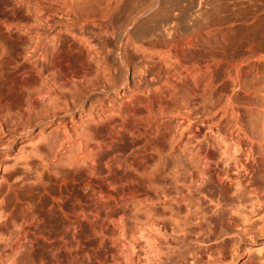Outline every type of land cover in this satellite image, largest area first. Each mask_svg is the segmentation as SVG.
Returning a JSON list of instances; mask_svg holds the SVG:
<instances>
[{
	"label": "bare ground",
	"instance_id": "obj_1",
	"mask_svg": "<svg viewBox=\"0 0 264 264\" xmlns=\"http://www.w3.org/2000/svg\"><path fill=\"white\" fill-rule=\"evenodd\" d=\"M15 1L21 2L38 23L33 30L22 29V36L6 38L1 52L7 55L6 65L19 58L29 62L27 72L41 83V89L19 85L0 91V151L9 146L5 138H13V145L37 128L40 136L52 128L53 137L58 138L61 131V137L67 139L65 119L73 120L75 113L81 115L86 107L88 111L86 126L74 134L78 137L77 154L66 170L56 164L65 150L58 141L36 148L13 175L21 169L30 173L37 160L42 173L55 178L83 169L87 176L83 185L89 189L87 201L98 206L94 205V211L83 210L80 218L101 246L114 254L113 264H224L222 249L233 241L231 227L236 228L225 216H121L118 211L99 216L104 208L125 203L135 194L116 189L112 194L96 176L101 173V150L122 132L140 133L141 120L153 122L156 115L163 118L171 113L164 105L172 103L171 109L175 103L180 112L196 108L208 114L217 107L228 118L221 134L225 135L217 146L194 147L189 161L196 171L192 173L198 176L188 181L195 183L194 197L199 196L204 182H215L224 191L234 190L240 202L264 194V172L259 168V160L264 161V126L260 125L264 116V0H259V5L252 3L244 13L239 0H192L179 17L171 13L185 0H160L157 9L152 8L156 0H0ZM56 20L59 25L51 34ZM130 52L140 61L133 62ZM236 53L245 57L236 61ZM60 65L67 68L62 75L56 71ZM132 65L133 78H138L134 85L127 76ZM21 68L19 65L16 71ZM150 76L157 78L153 93L145 86L154 82ZM67 82L72 87L65 89ZM120 92L125 97L124 106L102 118L105 102ZM7 97L19 102L22 117H36L9 126L4 121V113L10 110V101H4ZM44 105L50 116H41ZM149 129L141 136H152ZM197 131L196 126L189 136L197 139ZM217 148L222 152L231 149L239 156L227 164L214 157ZM219 164L224 169H219ZM172 173L177 179V170ZM188 194L186 208L192 203ZM163 199L166 203L169 200L167 195ZM200 200L196 198L195 204L200 205ZM67 220L72 247L76 229L74 222ZM18 237L10 249L11 264H22L29 251L26 248L27 252L17 255L22 242L29 240L24 232Z\"/></svg>",
	"mask_w": 264,
	"mask_h": 264
},
{
	"label": "rangeland",
	"instance_id": "obj_2",
	"mask_svg": "<svg viewBox=\"0 0 264 264\" xmlns=\"http://www.w3.org/2000/svg\"><path fill=\"white\" fill-rule=\"evenodd\" d=\"M239 1L242 5L240 7L243 10L242 13L252 3L260 4L259 0ZM160 2V0H156L152 8H160ZM190 2L192 0H185L184 4H181V8H173L175 11H172L171 16L179 17L183 10L189 7L187 3ZM26 10L19 1H15L13 4L0 2L1 92L3 90L6 92V89L10 88L16 89L19 85L28 89H41V83H36L31 73L27 72L29 62L19 58L15 62H11L10 66L6 65L5 63H8L7 55L1 52L6 46L4 44L6 38L15 39L17 36H22V29L33 30L36 28L38 21L35 20L30 11ZM58 25L56 20L49 32L52 34ZM61 36L66 38L65 34H61ZM243 49L246 50V48ZM130 54L133 56V52ZM235 55L234 60L236 61L245 57L243 54L236 53ZM132 58L134 59L133 62L136 61L135 63L140 61L134 56ZM17 64L22 66L19 71H16ZM61 66L63 65L57 67L56 71L62 75L67 72V68ZM132 67L133 65L130 67L127 76L130 82L132 80L131 85H134L138 78H133ZM150 78L154 82L152 84L146 83L145 86L148 85L149 93H153L155 92L153 89L158 86L157 78L150 76L149 80ZM58 82L60 83L59 80L56 81V83ZM66 85H64L65 89L72 87L69 82ZM110 98V101H106L104 104L102 118L116 113L117 108L125 104V97L122 92L111 95ZM4 101L5 103L10 101V110H6L8 113L5 112V119L3 118L8 125L10 124L9 126L22 124L28 119L33 120L36 117V115L22 117L21 107L17 100L7 97L4 98ZM171 104L164 105L166 108L168 106L171 113L166 114L163 118L156 115L157 117L153 122L141 120L139 132L143 134L145 128H150L154 133L151 134L152 136L142 137L140 133L122 132L119 138H115V141L109 142L101 150V173L96 178L102 180V186L108 188L110 193L113 194V191L116 190L119 191L118 193L132 192L135 194V198L125 201V203H118L116 206L110 205L104 208L99 216H106L113 211H118L121 216H225L226 220L236 228L231 227V239L233 241L231 240L229 246L222 249L225 254V258L222 260L224 264H264V194L259 196L260 199L252 197L248 199L247 197L240 202L239 199L236 200L234 190L224 191L215 182H204L201 193L194 197L195 188L192 187L195 183H188L190 178L196 180L198 176L193 174L196 171L194 168L192 169V163L189 161L194 147L197 145L206 147L208 144L217 146L220 139L225 135H221L223 129L225 130L224 125L226 126L228 123L224 110L215 107L208 114L194 108L190 113L188 112L190 116L181 108L182 111L180 112L177 109L179 107H175V103L170 109ZM44 106L46 107L44 108ZM44 106L43 109L41 108V116H50L47 105ZM172 110H177V112H172ZM87 111L88 108L86 107L81 115L75 113L73 120L65 119L67 136L69 135L67 139L61 137V131L58 138L53 137V134L50 133L52 128L46 129L44 136L38 135L39 129L37 128L34 133L23 136L13 145L11 144L13 138L4 139L5 143H9V146L0 151V264H11L10 249L13 242L19 239L18 235H23V232L28 234L29 240L23 241V247L16 253L19 255L23 250L29 251L25 254V260L22 264L114 263V254L101 246L100 239L88 231L80 218L83 210L94 211L97 205L87 201L89 189L83 185L84 181H87L83 169H78V171L73 169L74 171L67 173L68 176L67 174L64 175L63 179L55 178L54 175L47 172L43 174V168L41 169L37 160L34 163V169L31 170L32 173L30 171L31 174L28 172L29 170L25 172L24 169H21V174L18 171L19 173L13 175V172L20 168L22 162L31 156L36 148L44 147L48 142L57 143L58 141L65 145V150L60 153L56 164L62 170L63 168L66 170L65 167L68 166V162H71L70 160L74 159L77 154L78 137L74 136L86 126ZM6 119L10 122H7ZM260 125L264 126V116ZM196 126L198 127L197 139H194L189 135ZM222 150V148H217L213 155L217 159L226 161L227 164L239 156L237 152L234 153L231 149L225 152ZM218 167L224 169L223 164H219ZM259 168L264 172V161L259 160ZM173 169L177 170V175H175L177 179L174 178ZM73 172L75 173L73 174ZM35 178L40 180L39 184L37 180H34ZM187 194L190 200L192 199V203L186 208L184 200ZM165 195L169 198V203L164 202L163 197ZM199 197L201 199L200 205L196 202V208L195 200ZM119 214L117 216H120ZM67 219L74 222L76 233L78 231V234L75 233L74 238L72 237L75 243L72 247L75 245L78 250L69 244L71 238L67 233ZM224 225L227 226V224ZM233 244L234 246H232ZM110 247L108 245V248ZM50 253H53L52 256ZM210 264L218 263L212 262Z\"/></svg>",
	"mask_w": 264,
	"mask_h": 264
}]
</instances>
